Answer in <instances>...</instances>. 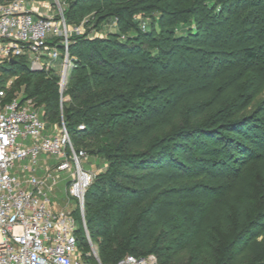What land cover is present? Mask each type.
Wrapping results in <instances>:
<instances>
[{"label":"trees","instance_id":"16d2710c","mask_svg":"<svg viewBox=\"0 0 264 264\" xmlns=\"http://www.w3.org/2000/svg\"><path fill=\"white\" fill-rule=\"evenodd\" d=\"M190 2L181 9L169 0H71L67 24L85 20L88 31L70 37L74 68L63 94L58 75L32 71L25 57L0 65V90L22 76L24 98L41 106L47 125L64 122L77 146L88 138L106 159L84 203L102 264L129 255H155L160 264H264V209L255 210L251 177L215 170L246 160L264 179V54L252 45L264 39V19L250 15L255 40L246 31L230 37L216 28L233 0ZM110 23L116 31L89 36ZM189 54L203 59L195 65ZM238 54L242 62L233 64ZM208 143L211 152L200 147ZM76 219L80 245L90 249L80 212Z\"/></svg>","mask_w":264,"mask_h":264},{"label":"built area","instance_id":"2783aa9c","mask_svg":"<svg viewBox=\"0 0 264 264\" xmlns=\"http://www.w3.org/2000/svg\"><path fill=\"white\" fill-rule=\"evenodd\" d=\"M32 0H0V65L27 58L32 71H52L49 62L62 58L59 74L63 94L70 60L69 43L74 34H83L79 26H69L63 12L45 15L28 7ZM51 41L56 45H49ZM63 46V49H60ZM12 83L0 90V264H102L90 238L84 219L85 194L96 175L85 171L81 161L86 153L75 150L64 124L58 132L47 133L42 113L32 100L14 95L6 101ZM66 99H62L65 101ZM80 130H84L80 126ZM41 157L56 158L55 168L47 169L42 179L37 173ZM67 194L80 203L84 231L91 254L81 250L76 216L55 209L48 190L56 182L55 173L72 172ZM23 175L20 178L16 172ZM28 185L30 188H27ZM116 264H160L155 255L126 256Z\"/></svg>","mask_w":264,"mask_h":264},{"label":"rangeland","instance_id":"374dc122","mask_svg":"<svg viewBox=\"0 0 264 264\" xmlns=\"http://www.w3.org/2000/svg\"><path fill=\"white\" fill-rule=\"evenodd\" d=\"M71 0H66L65 2H60L59 0H34V3L38 6H41L42 8H45L46 13L45 15H58L60 12H63L64 9L67 7V3H69ZM173 2L178 8L181 7H189L192 2L190 0H169ZM212 1V2H211ZM217 0H210V3H216ZM234 4L230 5V10L231 14L229 15L228 20L223 19V26L224 27H219L216 29H221L225 32H228L229 36H233L237 31H246V36L248 38H251L252 35H254V32L258 29L254 27L255 22L252 21V16L250 18V15H259L262 20L264 19V0H233ZM257 3V5L255 4ZM137 19L141 21L143 29H146L147 27L150 26L151 20L147 17L144 18L142 16H138ZM85 20L82 21L80 24H78L79 27L82 28L83 34L87 33L88 29L84 26ZM206 23V21H205ZM206 24L203 25L205 28ZM254 27V28H252ZM203 28V29H204ZM196 25L195 23L193 24L192 30L195 31ZM116 31L115 24L110 23L109 25L103 27L101 30L100 29H92L90 33V37H103L106 36L109 32H114ZM203 31V30H202ZM182 33V32H180ZM256 36H252L251 39L255 40ZM255 49L261 53L264 54V39L263 41H254L252 44ZM227 53H231V49H226ZM232 53H237V52H232ZM178 57V56H177ZM189 58L193 59L195 65L199 63L202 59L203 56L199 54H189ZM237 57V58H236ZM234 58L231 57V61L233 64H240L242 62L241 56L238 54ZM49 62L52 65V71L55 74H59L62 69V58L57 61L53 62L49 57H45L44 63ZM31 67V66H30ZM3 67L0 66V79L3 77L2 74ZM71 71V70H70ZM68 71L65 83L68 82L69 78V73ZM25 79L20 75H14L12 78L8 80L12 83V92L14 95H17L19 97H25V87L22 84V80ZM36 110L39 112L42 111L41 106L37 105L34 103L33 104ZM65 123L62 122L61 124H55V125H47V133H54V132H59L63 125ZM72 143L74 145V148L76 151H84L86 153L85 158L82 159L81 161V167L98 177L99 175L103 174L108 167V163L106 159L103 156L97 155L98 153V145L90 143V139L85 138L83 140V145L77 146L74 141L72 140ZM215 144L208 143L207 145H200L203 149L209 152H211V148L214 147ZM217 147V145H216ZM220 147V146H218ZM253 151V150H252ZM254 155H258V151H253ZM214 155H209L208 159H213ZM221 158V155H218V159ZM58 163L56 158L53 157H41L38 160V165H37V173L39 175H43L45 173L46 175V169H52L53 167L55 168L56 164ZM222 164V163H221ZM217 165L216 166V171L219 173H236L237 170L240 171L241 173H247L251 177V183L253 186V191L254 195L256 198L255 201V210H261L264 209V179H261V175L258 172V168H256L254 165L249 164L246 160H243L242 162H236V161H230L227 165L222 164V165ZM77 166L73 165L72 172H61V173H55L53 171V176L54 180H48L47 186L52 185L54 182H56V186L52 190H48V195L52 199V203L56 206V210L60 211L62 213H72L76 216L78 212H80V203L78 200L72 198L69 194L66 192V188L68 187V183L71 180L73 176L77 175ZM45 171V172H44ZM44 176H42V179ZM207 208L206 204H200L198 205L197 209H199L200 212H204V210ZM224 242H226L228 239H223ZM81 250L84 253V255L87 257L88 255L91 254L90 249L87 247V244L82 243ZM195 264V263H191Z\"/></svg>","mask_w":264,"mask_h":264},{"label":"crops","instance_id":"0c3cea01","mask_svg":"<svg viewBox=\"0 0 264 264\" xmlns=\"http://www.w3.org/2000/svg\"><path fill=\"white\" fill-rule=\"evenodd\" d=\"M28 7L29 8H31V9H33V10H35V11H37V12H39L40 14H45L46 13V10H45V8H42L41 6H37L35 3H34V0H32V1H30L29 3H28ZM54 168V167H53ZM52 168V169H53ZM51 169V170H52ZM47 170V169H46ZM45 172V171H44ZM16 174L20 177V178H22V179H24L23 178V175L20 173V171L19 172H16ZM39 175V174H38ZM41 178H42V176H45V173L43 174V175H39ZM26 187L27 188H30L28 185H26ZM55 206V205H54ZM55 209H56V206H55Z\"/></svg>","mask_w":264,"mask_h":264},{"label":"water","instance_id":"95a60500","mask_svg":"<svg viewBox=\"0 0 264 264\" xmlns=\"http://www.w3.org/2000/svg\"><path fill=\"white\" fill-rule=\"evenodd\" d=\"M17 61L16 60H11L10 63L11 64H15Z\"/></svg>","mask_w":264,"mask_h":264}]
</instances>
